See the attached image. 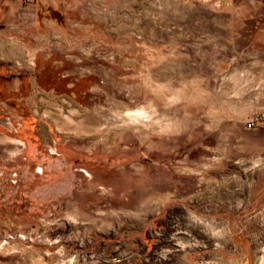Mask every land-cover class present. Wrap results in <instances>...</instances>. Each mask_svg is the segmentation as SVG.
<instances>
[{
  "label": "rangeland",
  "instance_id": "obj_1",
  "mask_svg": "<svg viewBox=\"0 0 264 264\" xmlns=\"http://www.w3.org/2000/svg\"><path fill=\"white\" fill-rule=\"evenodd\" d=\"M0 63V264H264V0H0Z\"/></svg>",
  "mask_w": 264,
  "mask_h": 264
},
{
  "label": "flooded vegetation",
  "instance_id": "obj_2",
  "mask_svg": "<svg viewBox=\"0 0 264 264\" xmlns=\"http://www.w3.org/2000/svg\"><path fill=\"white\" fill-rule=\"evenodd\" d=\"M46 66H43L40 69V73L41 72H45L47 71V69H45ZM10 67L6 64L0 63V93L1 91H4L5 89V83L8 79V76H10ZM38 78L39 76H36V81L38 82ZM0 99H3L2 96H0Z\"/></svg>",
  "mask_w": 264,
  "mask_h": 264
},
{
  "label": "built area",
  "instance_id": "obj_3",
  "mask_svg": "<svg viewBox=\"0 0 264 264\" xmlns=\"http://www.w3.org/2000/svg\"><path fill=\"white\" fill-rule=\"evenodd\" d=\"M263 121L262 115H255L253 118L250 119V121L246 122V127L251 128L254 123Z\"/></svg>",
  "mask_w": 264,
  "mask_h": 264
}]
</instances>
